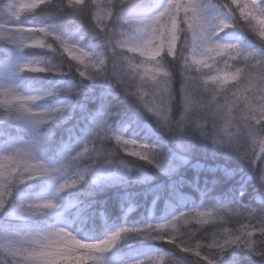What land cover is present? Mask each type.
Instances as JSON below:
<instances>
[{"label":"snow or ice","instance_id":"1","mask_svg":"<svg viewBox=\"0 0 264 264\" xmlns=\"http://www.w3.org/2000/svg\"><path fill=\"white\" fill-rule=\"evenodd\" d=\"M0 264H264V0H0Z\"/></svg>","mask_w":264,"mask_h":264}]
</instances>
